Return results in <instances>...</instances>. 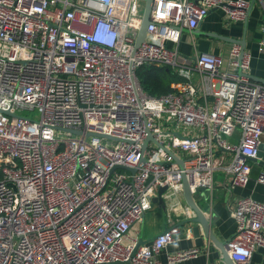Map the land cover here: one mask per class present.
<instances>
[{"label": "built area", "instance_id": "obj_1", "mask_svg": "<svg viewBox=\"0 0 264 264\" xmlns=\"http://www.w3.org/2000/svg\"><path fill=\"white\" fill-rule=\"evenodd\" d=\"M143 3L0 0V264H176L199 249L157 257L192 238V226L170 214L132 255L158 188L172 212L183 175L192 194H212L217 171L230 188L248 184L264 143V85L245 74L249 53L233 43L223 68L220 55L183 56L178 46L211 9L243 21L249 0H153L134 50ZM153 65L180 78L165 94L141 86L137 70ZM147 131L153 140L137 167ZM255 180L264 187V170ZM230 213L236 227L224 250L250 264L264 249V203L241 197Z\"/></svg>", "mask_w": 264, "mask_h": 264}, {"label": "crops", "instance_id": "obj_2", "mask_svg": "<svg viewBox=\"0 0 264 264\" xmlns=\"http://www.w3.org/2000/svg\"><path fill=\"white\" fill-rule=\"evenodd\" d=\"M253 8L243 21L231 22L225 20L222 9H211L207 16L201 21L197 28L200 32H214L224 37L238 39L244 37L245 51L250 55V66L247 73L251 76L264 79V44L263 50L259 51L261 42H264V0H256ZM233 43L223 42L211 37L191 35L187 30H182L179 37L178 51L183 56L195 53H211L223 58V68L228 62V52ZM171 46L172 44H168ZM181 47H183L181 49ZM251 178L245 187H229L230 180L221 172L214 175L213 192H196L194 199L207 210L206 216L210 219L211 230L219 242L225 243L235 231L236 223L231 216V210L235 207V201L241 197H248L264 203V187L259 185L255 178L262 171L252 163ZM180 197V196H179ZM208 197V198H207ZM167 214L171 216V223L180 222L190 217L191 211L185 205L183 197L172 212L157 206L156 209L148 210L140 224L142 238L150 240L162 229L169 226ZM197 247L198 254L194 258L177 261L176 264H225L220 249L212 243L207 242L203 246H197L192 238H182L168 245L158 254L160 260H165L168 254L176 251H184ZM250 264H264V249L257 248L251 255Z\"/></svg>", "mask_w": 264, "mask_h": 264}, {"label": "water", "instance_id": "obj_3", "mask_svg": "<svg viewBox=\"0 0 264 264\" xmlns=\"http://www.w3.org/2000/svg\"><path fill=\"white\" fill-rule=\"evenodd\" d=\"M255 1L256 0H249L250 3H249V6L247 8L246 17L248 16V14L250 13V11L253 8L254 4L256 3ZM143 2H144L143 3L144 8H143V11H142L140 27H139L137 35H136V37L134 39V50L142 43V41H143V39H144V37L146 35V29H147V26H148V23H149V16H150V13H151L152 7H153V5H152L153 0H143ZM189 32H190L191 35H201V36L206 37V38L211 37V38H214L216 40L223 41V42L227 41L229 43L238 44L241 47V55H242V53L245 52L246 39H244V37L241 38L240 40L232 39V38H229V37L221 36V35H219L217 33H214V32H207V33L200 32L199 29H194L192 31H188V33ZM134 50H133V53H134ZM239 73H241L242 75L246 74L252 80L264 85V79L251 76V75H249L247 73H245V74H243L242 72H239ZM6 112H8V111H6ZM74 131L76 132V130H74ZM147 134H148L147 138L141 144L142 156H141V159H140L137 167H139L140 164L144 162V150L146 148L147 143L150 140H153V136H152V134H150L149 131H147ZM156 144L159 147H163L159 142H156ZM164 149L167 151L166 148H164ZM257 149H258V151H257L255 157L251 158V161H252V163L255 166H257L258 168H261L262 170H264V143H261L258 146ZM169 153H171V155L173 156V159L178 162L179 166L182 167V160L179 159L178 156L174 155L172 152H169ZM115 166L116 167H124V168H126V170H128V171H130L132 173H135L136 169H137V167L136 168H128V167H126L124 165H121V164H118V165H115ZM182 188H183L182 197H183L184 203L190 209L192 215L190 217H187V218L183 219L182 221H180L179 225H182V226L183 225H191L192 226V237L194 239V243L197 246H203L207 242L212 243V244H214L215 246H217L220 249V251L222 253V259L225 262V264H235L233 260H230V258L228 257L226 251L224 250L223 246H224L225 243L219 242L217 240V238L215 237L213 231L211 230V224H210V221H209L210 219H208L207 216H206L207 210L205 209V207H203L200 204H198V202L194 199V194L191 193V190H190V188H189V186L187 184L186 177L184 175L182 176ZM165 190H166L165 187H159L158 188V192H157L156 197H154L152 199L151 209H156L157 206H160L163 209L166 208L164 206L163 199L161 198V194ZM196 191H197V193L198 192H205V188L197 187ZM143 216H142V218H143ZM166 229H167V227L164 228V230H166ZM150 240L142 238V229H141L138 241L136 243V247L134 248V251L132 252V255L134 254L136 249L139 247V245H142V244L149 245L150 244ZM129 261H130V259L128 260V262Z\"/></svg>", "mask_w": 264, "mask_h": 264}, {"label": "trees", "instance_id": "obj_4", "mask_svg": "<svg viewBox=\"0 0 264 264\" xmlns=\"http://www.w3.org/2000/svg\"><path fill=\"white\" fill-rule=\"evenodd\" d=\"M137 75L143 90L152 96L167 93L170 83L180 79L170 68L155 65L140 67Z\"/></svg>", "mask_w": 264, "mask_h": 264}, {"label": "rangeland", "instance_id": "obj_5", "mask_svg": "<svg viewBox=\"0 0 264 264\" xmlns=\"http://www.w3.org/2000/svg\"><path fill=\"white\" fill-rule=\"evenodd\" d=\"M182 48L183 47H181V49ZM20 114L26 115V116H29V117H36L39 114V112L37 111V109H23V110L20 111ZM163 128H166L167 130H170V129L173 130V129H175L174 128V123L164 121ZM218 172H221L223 174V176H225L222 171H217V172H215V174L218 173ZM253 173H254V171L252 172V174Z\"/></svg>", "mask_w": 264, "mask_h": 264}]
</instances>
